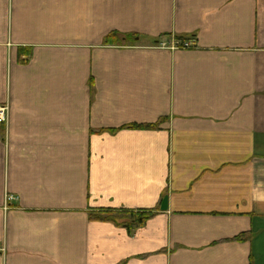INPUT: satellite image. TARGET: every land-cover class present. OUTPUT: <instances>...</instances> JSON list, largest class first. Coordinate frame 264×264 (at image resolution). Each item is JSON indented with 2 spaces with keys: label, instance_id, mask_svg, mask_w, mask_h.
<instances>
[{
  "label": "crops",
  "instance_id": "0c3cea01",
  "mask_svg": "<svg viewBox=\"0 0 264 264\" xmlns=\"http://www.w3.org/2000/svg\"><path fill=\"white\" fill-rule=\"evenodd\" d=\"M0 107V264H264V0H0Z\"/></svg>",
  "mask_w": 264,
  "mask_h": 264
},
{
  "label": "trees",
  "instance_id": "16d2710c",
  "mask_svg": "<svg viewBox=\"0 0 264 264\" xmlns=\"http://www.w3.org/2000/svg\"><path fill=\"white\" fill-rule=\"evenodd\" d=\"M128 41L132 40V37L125 38ZM113 41H117L116 35H109L105 39V45L111 44ZM147 128H152L150 126H146ZM154 128V127H153ZM155 214V211H142V212H135V213H127L122 214L123 219H126V225L128 228H135L136 226L143 225L147 220L152 218ZM95 220H101V221H108V222H115L113 219V215L110 214L106 216L105 218L102 217H93Z\"/></svg>",
  "mask_w": 264,
  "mask_h": 264
},
{
  "label": "built area",
  "instance_id": "2783aa9c",
  "mask_svg": "<svg viewBox=\"0 0 264 264\" xmlns=\"http://www.w3.org/2000/svg\"><path fill=\"white\" fill-rule=\"evenodd\" d=\"M183 47L187 48L189 47V44H183ZM7 120V108L5 107H0V124L5 123ZM16 200L15 197L8 195L6 197V202L10 203L12 201Z\"/></svg>",
  "mask_w": 264,
  "mask_h": 264
}]
</instances>
